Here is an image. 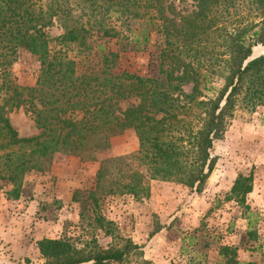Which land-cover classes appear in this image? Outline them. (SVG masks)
<instances>
[{
    "label": "trees",
    "instance_id": "16d2710c",
    "mask_svg": "<svg viewBox=\"0 0 264 264\" xmlns=\"http://www.w3.org/2000/svg\"><path fill=\"white\" fill-rule=\"evenodd\" d=\"M75 1L78 15L69 0H0V189L10 186L6 198L19 199L26 172L48 171L56 154L90 157L132 129L138 149L102 158L83 200L82 192L74 191L72 200L82 201L79 217L87 206L97 208L102 196L147 197L152 180L200 194L217 162L214 142L230 127L238 100L252 108L264 101V52L250 57L253 47L264 45V0H252L257 21L216 29L220 58L203 72L192 59L215 24L211 12L229 0H193L186 14L175 0ZM56 23L63 31L52 38L49 28ZM153 35L157 40L146 74L120 70V53L147 51ZM108 42L117 50L105 49ZM21 50L40 61L33 85L19 84L11 72ZM214 75L222 80L217 88L211 85ZM188 84L190 92L184 90ZM131 98L137 102L122 108L120 102ZM19 109L34 122L37 135L21 137L12 126L9 113ZM131 160L145 169L135 170ZM252 190V174L239 175L228 198L246 212ZM92 220L113 233V223L104 216L95 214ZM246 238L256 241V231L248 229ZM240 242L209 244L215 264H260L241 254L258 252L261 245L246 250ZM37 247L44 264H122L130 255L143 254L130 239L119 247L84 250L67 237H43Z\"/></svg>",
    "mask_w": 264,
    "mask_h": 264
},
{
    "label": "rangeland",
    "instance_id": "374dc122",
    "mask_svg": "<svg viewBox=\"0 0 264 264\" xmlns=\"http://www.w3.org/2000/svg\"><path fill=\"white\" fill-rule=\"evenodd\" d=\"M69 2L76 8L73 14H80V6L76 1ZM175 3L177 9L186 14L192 8L193 0H186L184 3L175 0ZM211 15L215 24L203 39L196 59L191 58L195 66H201L202 72L209 70V65L217 63L216 58H220L217 55L220 51L217 46L221 42L219 31L258 19L252 0H229L213 10ZM217 28L219 31H216ZM62 31L56 23L49 28L50 37L53 38ZM156 40L153 35L151 45L145 52H121L118 59L120 70L145 75L149 53L154 51L153 44ZM105 47L110 51L118 48L113 42L105 43ZM263 52L264 45H256L252 48L250 57L259 56ZM212 66L215 70H220L217 65ZM39 68L40 61L37 56L21 50L11 72L19 84L33 85ZM213 78L211 85L219 87L221 78L217 75ZM190 88L191 84L184 86L186 92H190ZM134 102L137 100L131 98L120 103L124 108ZM9 118L19 136L30 137L39 133L23 109L9 113ZM137 149L138 139L135 132L128 129L122 135L112 138L109 148L92 153L90 157L56 154L48 171L31 170L25 173L19 199L6 198L5 193L10 186L0 189V203L5 199L10 212L16 209L12 215L17 226L21 231L25 230L26 235L36 234L37 230L48 237H67L74 246L84 250H89L94 245L102 248L119 247L124 239H130L142 247V256L130 255L122 264H145L143 260H147L148 264H215L212 248L238 243L239 240L241 249L246 250L249 249L248 246L255 247L260 244V251L247 250L241 256L246 260L264 264V101L252 108L246 107L241 99L238 100L230 127L222 139L214 142L213 153L217 155V162L200 194L181 184L152 180L149 182L147 197L135 199L129 194L102 196L97 208L87 206L84 216L79 217L82 201L74 202L73 193L80 190V200L85 198L87 190L94 186L99 161L107 156L132 154ZM131 163L135 170L145 169L133 160ZM249 174L253 176V189L256 187V191L252 190L247 194L246 204L249 209L244 212L243 206L228 196L234 180L239 175ZM57 194L60 199L55 197ZM21 199L27 201V204L37 200L33 222L29 225L18 214L23 211V207H19L23 202H18ZM95 214L104 216L113 223L112 234H106L104 228L94 223L92 218ZM155 228H160V231L151 236ZM248 229L256 231V241L247 242ZM33 238L35 237H32L31 243ZM209 244L212 248H208ZM17 257L12 258L13 260L8 258L9 261L0 259V264L45 263L34 246L28 249L27 254Z\"/></svg>",
    "mask_w": 264,
    "mask_h": 264
},
{
    "label": "crops",
    "instance_id": "0c3cea01",
    "mask_svg": "<svg viewBox=\"0 0 264 264\" xmlns=\"http://www.w3.org/2000/svg\"><path fill=\"white\" fill-rule=\"evenodd\" d=\"M70 167L71 165H69L68 170H70ZM52 172H54V168L52 169ZM66 182H68V180ZM253 191H256V187H254ZM55 197L59 198L60 196L57 194ZM2 201L3 202L0 203V259H4L5 261H9L10 258L15 259L17 255L21 256L27 254L28 249H32L33 246L35 247V251H38L37 241L48 236L38 233L37 230L36 234L39 236H36L34 233L26 235L25 230L21 231L20 227L17 226L15 217L12 215L16 212V209H13L14 211L10 212L7 206V201L5 199H2ZM18 202H23V204L21 203V206H19L23 207V211L18 214H20L21 218L27 221L26 223L29 225L33 222V214L36 210L37 200L30 201L28 204L27 201L25 202L22 199L18 200ZM24 225L26 226L25 223ZM32 237L35 238H33L31 243L30 240ZM13 264H17V262H13Z\"/></svg>",
    "mask_w": 264,
    "mask_h": 264
}]
</instances>
